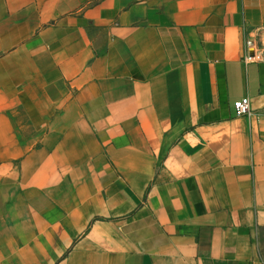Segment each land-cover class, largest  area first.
<instances>
[{"label":"crops","instance_id":"0c3cea01","mask_svg":"<svg viewBox=\"0 0 264 264\" xmlns=\"http://www.w3.org/2000/svg\"><path fill=\"white\" fill-rule=\"evenodd\" d=\"M0 264H264V0H0Z\"/></svg>","mask_w":264,"mask_h":264},{"label":"built area","instance_id":"2783aa9c","mask_svg":"<svg viewBox=\"0 0 264 264\" xmlns=\"http://www.w3.org/2000/svg\"><path fill=\"white\" fill-rule=\"evenodd\" d=\"M246 60H253L252 56L246 57ZM235 115L237 117L248 116L250 114V100L245 97L234 104Z\"/></svg>","mask_w":264,"mask_h":264}]
</instances>
